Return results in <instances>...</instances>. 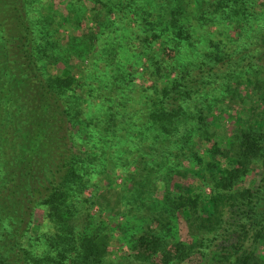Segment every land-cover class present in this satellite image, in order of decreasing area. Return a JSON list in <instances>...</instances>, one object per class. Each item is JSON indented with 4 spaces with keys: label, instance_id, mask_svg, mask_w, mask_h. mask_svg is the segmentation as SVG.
<instances>
[{
    "label": "trees",
    "instance_id": "obj_1",
    "mask_svg": "<svg viewBox=\"0 0 264 264\" xmlns=\"http://www.w3.org/2000/svg\"><path fill=\"white\" fill-rule=\"evenodd\" d=\"M241 1L243 0H218L216 6L211 7L216 10H209V19L189 18L180 1L174 4L172 2L173 5L168 6L172 11L168 14L169 8L166 6L163 15L152 24L153 30L161 28V33L154 35L155 40L165 36L168 44L162 45V51L174 57L178 51L175 47L186 39L188 28H194L193 21H212L214 24L210 25L214 26L215 21L223 20L218 15L239 12ZM229 16L233 17L231 13ZM19 21L24 37L20 38L23 49L17 55L22 60L32 58L29 67L34 64L44 95L56 102L58 96L72 85V79L49 77L44 81L42 69L37 65V57L33 55L34 27L22 18ZM241 27L238 21L237 29ZM233 32V29L228 32L217 30L218 39L211 40L209 48L199 50L193 59L185 60L188 62L182 65L184 70L179 78L169 81L165 86L152 83L150 87L155 96L151 99L146 97L147 101L133 114L136 118L145 117V122L140 120L139 127L137 121L129 117L132 118L134 128L127 132L124 129L120 131L123 134L119 135L118 142H123L128 135L132 139L127 142L120 155L115 151L116 143L112 136L115 135L116 128L110 120V116L115 118L117 112L110 105H103L107 108L106 118L102 122L101 114L85 117L83 142L77 151L69 147L71 139L69 135H65L64 140L69 139L66 141L67 147H60L61 152L57 154L52 138L48 142H40L38 139V135L49 131L48 128L33 130L31 142H28L31 151L34 150L30 161L12 157L9 161L11 163L13 159L12 163L5 165L9 171L6 178L2 177L0 167V264H16L15 260L28 264L33 261L22 244L28 232L25 229L26 218L24 215H9L4 203L5 195L13 205V195L24 187L23 183L29 189L25 198L30 197L27 216L36 206L47 207V218L54 229L49 234L48 246L56 252V256L52 257L48 253L36 264H184L194 257L201 259L202 264H264V255L258 253L260 245H264V185L259 190H235L237 181L252 160L261 159L264 167V65L245 64L248 59L254 58L256 61H264V28L259 32V40L263 45L258 54H254L256 43L253 44L254 47L241 46ZM157 69L159 73L160 68ZM215 85L225 86V92H230L234 98L240 95L244 108L243 110L241 107V110L242 113L245 111V116L237 119V130L233 137L236 140H227L225 147L208 134L204 136L205 130L201 132L205 142L213 143L207 149V163L198 153L194 160L197 165L204 166V171L210 172L215 187L211 195L200 196L191 189L174 183L176 174L173 177L174 169L169 166L167 156L174 150H183L185 142H189L196 131L200 133L197 130V111L193 109L192 102L201 90ZM243 94L246 95L244 98ZM88 105L74 99L70 108L61 113V120L57 117L54 121L63 123L60 129H64L71 121L78 123ZM216 106L213 103L208 106L213 115ZM44 107L51 113L54 110L47 98L37 97L36 109ZM63 118L67 120L63 121ZM126 124L130 125V122ZM99 133L103 135L101 142H98ZM0 144L3 145V142L0 141ZM226 159L232 162V168L223 167L221 161ZM132 164L143 174L133 186L136 193L132 201L135 215H145L143 209L151 202L154 193H157L153 187L160 183L159 178L162 176L165 179L162 184L166 186L164 192L167 193L161 199L158 197L159 202H153L156 211L149 216L151 221L131 241L130 251L123 257V261L109 262L112 244L111 236L105 233V229L96 227L87 232L80 231L76 225L79 221L80 198L91 184L92 177L107 173L118 174L122 168ZM160 171L165 173L159 174ZM152 174L156 176L152 177ZM16 181L21 186L15 187ZM171 186L180 193L173 196L169 191ZM178 214L189 224L191 233L197 236L191 242L178 239L175 232L170 230L178 220ZM86 217L91 220L88 214L84 218ZM158 259L159 262H155Z\"/></svg>",
    "mask_w": 264,
    "mask_h": 264
},
{
    "label": "rangeland",
    "instance_id": "obj_2",
    "mask_svg": "<svg viewBox=\"0 0 264 264\" xmlns=\"http://www.w3.org/2000/svg\"><path fill=\"white\" fill-rule=\"evenodd\" d=\"M178 1L189 18L209 19L211 17L209 14L216 10L215 7H211L216 6L218 0ZM178 1L0 0V141L3 142V145L0 144V167L3 171L2 177L8 176L9 171L5 165L12 163L13 159L11 163L9 162L12 157L27 161L33 157L34 150L32 152L28 145V142H31L33 130L48 128L49 131L38 135V139L40 142H48L52 138V142H55L54 151L57 154L61 152L60 147H67L66 141L69 139H71L69 147L75 151L79 150L84 137L85 117L101 114L100 122L104 121L107 107L104 108L103 105H110L117 112L115 118L110 116V120L116 128L115 135L112 136L113 142L116 143L115 151L120 155L127 142L132 140L128 135L123 142H118L119 135L123 134L120 131L124 129L127 132L134 128L132 118L137 121L136 124L139 127L140 120L145 122V117L136 118L133 114L147 101L146 97L151 99L155 96L150 87L152 83L165 86L171 80L179 78L184 70L182 65L188 62L185 60L193 59L196 52L209 48L210 41L218 39L217 30L228 32L233 29L235 39L238 38L240 41L239 45L254 47L253 44L256 43L254 54L261 52L259 48L263 44L259 40L261 35L259 32H262L264 28V0H243L239 12H230L233 17L229 16L230 13L218 15V18L223 17V20L215 21L214 26L210 25V23L214 24L212 21L210 23L193 21L194 28H188V33L185 34L186 39L175 47L178 51L174 57L163 53L162 45L168 44V40L163 35L159 40H155L154 35L161 33V28L153 30L152 24L163 15L166 6L169 8V4L172 6ZM210 8L211 12H209ZM171 11L172 9L169 8L168 14ZM20 18L34 27L33 55L37 57V65L39 69H42L44 81L46 82L49 77L72 79V85L66 88L64 94L58 96L56 102L49 100L50 96L44 95L45 91L35 72L34 64L29 67V63L33 61L30 60L32 58L22 60L17 55V52L23 49L20 46V38L24 37V31L20 28L22 25ZM238 21L242 25L239 30L237 29ZM173 44L169 45L172 47ZM255 63L264 65V61H256L255 58L248 59L245 64ZM262 76L264 78V72ZM225 89V86L215 85L201 90L196 95L192 106L197 111L199 122L197 130H200V133L196 131L193 138L185 142L183 150H174L167 156L169 166L174 169L173 177L176 174L174 183L180 184L185 189L189 188L200 196L211 195L215 187L211 181L210 172L204 171V166L197 165L194 160L195 154L198 153L206 159L207 163V149L213 143L205 142L201 132L205 130L204 136L208 134L214 138V141L225 147L227 140H236V137H233L237 130V119L239 116H245V111L242 113L241 110L243 106L240 95L234 98L230 92H225ZM244 91L246 93V90ZM244 96L246 95L243 94L242 97ZM37 97L47 98L49 104L54 107L53 112L51 113L45 107L36 109ZM74 99H79L82 104H89L84 116H81L78 123L71 121L64 129H60L63 126V123L58 121L61 120V113L70 108L71 101ZM246 100L249 101V99ZM211 103L217 105L214 115L212 111L209 112L208 106ZM57 117L59 119L54 121ZM65 120L67 118H63V121ZM126 122H130V125ZM65 135H69V139L64 140ZM99 137L98 142H101L103 135L99 133ZM81 150L84 149L81 148ZM221 162L224 168H232V162L229 159ZM161 171L159 174L165 173ZM140 172L132 164L122 168L118 174L107 173L94 176L89 187L81 195L79 221L76 225L80 231L87 232L95 230L96 227L105 229V233L111 236L112 244L109 262L123 261V257L130 251L131 241L151 221L149 216L156 211L153 208V202H159L167 193L164 192L166 186L163 185L165 179L162 176L159 178L160 183L157 186L154 184L153 187L157 193H154L151 202L143 209L145 215H135L136 210L132 201L136 193L133 186L142 178L143 174ZM154 176L156 175L152 174V177ZM38 177L40 179V176ZM263 178L262 160L259 158L252 160L237 181L235 190L247 188L259 190L264 185ZM15 185V187L21 186L18 181ZM23 185L24 187L13 195V205L9 203L5 195L4 203L9 210V215L14 217L24 215L26 218L25 229L27 228L28 232L22 244L33 257V261L31 260L29 264H36L48 253L52 257L56 256V252L48 246L49 234L54 232V229L47 218V207L36 206L27 216L30 197L26 199L25 194L29 189L24 183ZM169 191L173 196L180 193L178 189H174V186H171ZM83 201L84 204H82ZM86 214L91 220L84 218ZM177 217L178 220L173 227H170V230L175 232L178 239L191 242L197 236L191 233L189 224L180 214ZM258 253L264 255V245H260ZM15 261L16 264H28L19 260ZM155 262H159V259ZM184 264H202V260L194 257Z\"/></svg>",
    "mask_w": 264,
    "mask_h": 264
}]
</instances>
